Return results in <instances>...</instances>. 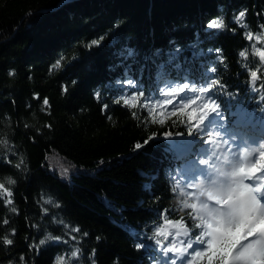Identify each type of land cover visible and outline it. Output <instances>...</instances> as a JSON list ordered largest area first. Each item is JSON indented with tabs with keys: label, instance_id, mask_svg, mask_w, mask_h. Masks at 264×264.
I'll use <instances>...</instances> for the list:
<instances>
[{
	"label": "trees",
	"instance_id": "16d2710c",
	"mask_svg": "<svg viewBox=\"0 0 264 264\" xmlns=\"http://www.w3.org/2000/svg\"><path fill=\"white\" fill-rule=\"evenodd\" d=\"M262 52L264 0H0V264H208L189 104L264 131Z\"/></svg>",
	"mask_w": 264,
	"mask_h": 264
},
{
	"label": "snow or ice",
	"instance_id": "6c2138e0",
	"mask_svg": "<svg viewBox=\"0 0 264 264\" xmlns=\"http://www.w3.org/2000/svg\"><path fill=\"white\" fill-rule=\"evenodd\" d=\"M245 13L241 11L237 19L243 17ZM224 27L223 20H213L208 28L210 29H221ZM248 39H251V35L248 36ZM98 41L93 40L92 44H97ZM212 51V49H209ZM240 56H244V52L239 53ZM262 57H264V52L260 53ZM59 61L56 62V66H59ZM214 70V69H213ZM252 77H255L256 72L251 73ZM187 87V85H185ZM44 104H48V100L44 99ZM193 117L195 113L191 114ZM137 148L140 145H136ZM249 155L245 153V156ZM239 159V157H237ZM236 165L235 169L232 171V179L237 183L243 185L244 191L242 192V196L245 200V206L248 209L247 213L242 215H235L233 212L229 210L230 200H220L217 201L215 199V203L220 205L222 204V208L219 209V212H212L210 215L216 219L220 218V227L212 228V236L213 239L207 243L208 251L206 252H196L197 256H207L208 264H214V261L219 259L220 264H241V262L248 256L250 252L257 248H264V204L261 203L258 197L264 196V193L260 191L259 188H254L252 184L245 183V177L249 175L248 172H245V169L240 164ZM257 169L252 167L250 169L251 178L255 179V173ZM243 174V175H241ZM8 183H14L11 179L8 180ZM0 189H3L9 196H11V192H8L7 189L4 188V184L0 183ZM10 202V201H9ZM50 202V201H49ZM188 205H185L187 207ZM208 208V206H207ZM204 205V212L207 210ZM236 216L238 217V223H229V217ZM231 225V226H229ZM246 230V231H245ZM259 232V240L256 241V246L253 244L247 245L241 252H239L233 258V250L236 249L237 245L240 243L241 238L247 239L249 236H255ZM243 234V235H242ZM85 235H87L85 233ZM6 243L11 244V240H7ZM44 243V241H41ZM189 247H192L190 244ZM76 253H73L75 256ZM56 264H65L63 257H57ZM174 264V262H173Z\"/></svg>",
	"mask_w": 264,
	"mask_h": 264
},
{
	"label": "rangeland",
	"instance_id": "374dc122",
	"mask_svg": "<svg viewBox=\"0 0 264 264\" xmlns=\"http://www.w3.org/2000/svg\"><path fill=\"white\" fill-rule=\"evenodd\" d=\"M164 96H166L168 99L165 101H162V105L166 102V104H164L165 106L168 105V102L170 101L172 104V107H180L183 106L182 101H180L179 99H177V91L173 90L170 92H166L163 94ZM173 98H175L173 100ZM193 101L189 104V108H190V112L191 113H195L198 114L197 117H202L204 119H207L210 123H214L213 125H211L210 128H206V129H201L202 134H207L209 136L208 140L210 143V148H209V155L208 158L205 159L203 164V168L201 169L199 166L195 169H200L198 172H194V174L196 175L195 178L191 181H181V186L184 189L186 194H189L194 200H196V207L197 210L205 215L204 213V205L206 207V203L205 204H200L198 202V195L195 194V192L191 193L189 192L190 189H196V187H193V184H197L200 185V189L201 188V183L202 184H207L208 181V177H210V174L208 173L209 171H211L214 168H220L222 164V161L225 160V153H224V149L222 151V153H216V151L218 152L219 149L222 148V146L225 147L226 150H228V148L226 147L227 145V141H228V136L230 135L228 131L225 130L224 126H223V119L220 113H218V110L214 109V105L209 106L206 103L203 102L204 99H201L200 97H195L192 98ZM200 99V100H198ZM173 101V102H172ZM240 119L243 120V117L240 116ZM252 138L253 137H248L246 139V141L244 143H241V145L243 146L242 152L243 154L248 153L249 155L248 158L251 161V163H257L259 164V166L257 168H264V158H259L258 156V151H259V143L256 142H252ZM238 141V139H236ZM218 141L221 143V145L218 143ZM196 164V163H195ZM194 164V165H195ZM197 166V164H196ZM192 167L190 164L187 165V168ZM51 169L52 170H58L62 173L64 178H69V175L71 173L74 172L72 167H68L66 164H64L63 162H61L60 160H55L51 163ZM249 169V167L245 166V170ZM186 171V170H185ZM200 200V199H199ZM198 203V204H197ZM207 208V207H206ZM230 223H238V220H233ZM246 231V230H245ZM243 235V234H242ZM209 238L213 237L212 236V229H210V232L208 234ZM245 239L241 238L240 243L238 244V246L236 247L235 251L233 252V258L244 249L243 246V241ZM254 251V250H253ZM250 252L248 254V256L241 262V264H264V260L260 259L259 263L249 259L252 258L251 255L252 254H257L255 252ZM257 256V255H256ZM181 258H183V256L181 255ZM259 259V257H257Z\"/></svg>",
	"mask_w": 264,
	"mask_h": 264
},
{
	"label": "bare ground",
	"instance_id": "6f19581e",
	"mask_svg": "<svg viewBox=\"0 0 264 264\" xmlns=\"http://www.w3.org/2000/svg\"><path fill=\"white\" fill-rule=\"evenodd\" d=\"M216 110H219L218 108H215ZM214 123L212 122V123H210L209 121H208V124L206 125V128L208 129V128H210L211 127V125H213ZM223 126H224V128H225V130L226 131H228L229 132V136H228V139H229V149L228 150H230V151H233V150H242L243 149V146L241 145V143L242 142H240V144H238V146H236V144H235V141H236V139H238L239 138V134H238V132H236V130H232V126H225L224 125V123H223ZM206 128H203V130L204 129H206ZM257 129H261L259 132L257 131ZM252 130H254V131H256L258 134H263V129L262 128H260L259 127V124H257V122H255L254 120H248V121H246L242 126H241V128H240V133H241V139L243 140V141H246V139L248 138V137H253L252 135H251V132H252ZM245 133V137H242V133ZM207 135V134H206ZM207 137L209 138V136L207 135ZM208 138L207 139H204V142H203V144H205L204 146H202L201 145V143H202V140L200 141V142H198L201 146H199V148H197L195 151H193L192 149H193V147L194 146H191L190 147V149L187 151V150H184L183 152H186L187 153V155H188V157H189V161H188V163L187 164H185V166L183 167V171H182V173H186V174H191V178H195V174H194V172H198L200 169H195V168H197L198 166L202 169L203 168V164L202 163H204V161H205V159H207L208 158V155H209V148H210V143H208L209 142V140H208ZM210 139V138H209ZM252 142H254V143H256V142H258L254 137L252 138ZM218 143L221 145V143L218 141ZM259 143V151H258V153H261L263 156H264V144H262V143H260V142H258ZM180 149V148H179ZM222 149H224V147H222ZM192 152H195L194 154L192 153ZM224 153H226V154H228V152H227V150L226 149H224ZM244 159H246V157H244ZM192 162V163H191ZM193 162H194V164L196 163L197 164V166L196 167H194L195 165H193ZM191 165L192 167H190V168H187V165ZM238 164H241V163H238ZM186 170V171H185ZM191 172H193V173H191ZM223 172H226V170H223ZM262 173H264V170H262L261 171ZM224 177H222V176H220L219 177V180H222ZM203 190L202 189H190L189 190V192H191V193H193V192H195V194H197L198 195V197H200L201 199L204 197L205 198V196L204 195H201V192H202ZM182 192H184L185 193V191L182 189ZM259 198V197H258ZM203 201H205V202H209L211 199H209L207 196H206V198L205 199H202ZM180 251H183V253H184V256L186 257V258H188L189 257V252H187V251H184V249H179Z\"/></svg>",
	"mask_w": 264,
	"mask_h": 264
},
{
	"label": "clouds",
	"instance_id": "9594fccd",
	"mask_svg": "<svg viewBox=\"0 0 264 264\" xmlns=\"http://www.w3.org/2000/svg\"><path fill=\"white\" fill-rule=\"evenodd\" d=\"M236 165L232 166V171ZM231 172H222V180L213 181L206 189L201 192V195L207 196L209 199L230 200L229 210L235 215L247 213L248 209L245 206L244 197L241 195L244 191L243 185L232 179ZM210 214V213H209Z\"/></svg>",
	"mask_w": 264,
	"mask_h": 264
}]
</instances>
